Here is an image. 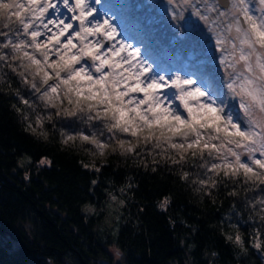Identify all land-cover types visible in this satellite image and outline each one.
I'll list each match as a JSON object with an SVG mask.
<instances>
[{"label":"trees","instance_id":"obj_1","mask_svg":"<svg viewBox=\"0 0 264 264\" xmlns=\"http://www.w3.org/2000/svg\"><path fill=\"white\" fill-rule=\"evenodd\" d=\"M118 4L133 13L134 27L147 30L163 47V57L182 64L193 56L206 64L198 49L202 24L192 31L197 35L192 43L172 21L161 22L154 5ZM185 16L193 28L194 18ZM18 71L0 65V264H98L110 246L125 264H264V248L252 246L254 234L264 229L259 206H252L264 198V185L250 188L219 176L215 188L211 181L201 184L214 176L208 168L219 161L189 154L172 163L179 156L167 144L157 148L155 140L138 142L130 134L117 138L129 141L125 149L133 151L122 152L113 141L100 155L77 134L96 132L105 141L110 135L105 122L90 121L87 113L56 115ZM67 107L65 102L61 112ZM67 135L77 138L65 143ZM165 199L169 203L162 208ZM112 200L119 223L104 244L98 232ZM237 233L243 248L226 238Z\"/></svg>","mask_w":264,"mask_h":264},{"label":"snow or ice","instance_id":"obj_2","mask_svg":"<svg viewBox=\"0 0 264 264\" xmlns=\"http://www.w3.org/2000/svg\"><path fill=\"white\" fill-rule=\"evenodd\" d=\"M167 2L173 22L184 21L190 13L193 33L202 24L214 41L227 76L223 87L238 99L242 115L226 110L221 89L208 91L191 76L155 71L140 48L122 37L114 17L100 15L96 5L101 0H0V65L19 70L23 83L40 94L45 107L56 109V115L79 112L87 113L90 121H104L110 133L105 141L96 132L77 134L100 155L113 141L122 152L133 151L125 149L129 141L117 138L130 134L138 142L155 140L157 148L167 144L179 156L172 163L189 154L219 161L208 168L214 176L201 184L211 181L215 188L214 177L219 176L221 182L240 179L250 188L264 185V0ZM21 101L29 105V100ZM65 102L68 107L61 112ZM76 138L67 135L64 142ZM168 203L165 199L160 206ZM252 206H259L264 221V198ZM254 235L252 246L264 248V229ZM226 238L243 248L240 234Z\"/></svg>","mask_w":264,"mask_h":264},{"label":"rangeland","instance_id":"obj_3","mask_svg":"<svg viewBox=\"0 0 264 264\" xmlns=\"http://www.w3.org/2000/svg\"><path fill=\"white\" fill-rule=\"evenodd\" d=\"M123 1L125 0H101V3L96 5V7L101 16L108 14L114 17L113 22L117 25L122 37L126 39L128 43L133 44L134 47L140 48L142 56L146 58L149 63H152L155 71L161 75L179 74L183 77L191 76L193 79H197L198 83L208 91L221 89L224 93L222 98L226 99L227 102L226 110L242 115V112H240L238 108V99H233L227 88L223 87L227 82V76L224 72L223 66L219 62V53L214 50V41L209 39L208 34L204 31L203 25L202 32L200 33L202 40L198 49H201L206 60L205 63H208V67L205 66L206 64L203 65L197 62L193 56L188 59V65H186L187 61L182 63V65L181 62L171 59V56L170 58L163 57V47L155 44L154 41L151 40L148 31L143 30L140 27L138 28V26L134 27L132 23L133 13L126 10L123 11L118 4ZM143 1L144 4H148L149 1H151L150 5L155 4V8L158 10L159 16L162 18L161 22H166L167 20L172 21L168 12L169 5L167 0ZM171 23L175 25L179 24L178 30H180L181 33H186L190 38H193L192 43H194V41L197 42V35L192 33V20L189 19L178 22L172 21ZM215 67L217 69H214ZM216 72H219L220 75ZM51 83L53 82L51 81ZM22 163L23 162H21V164ZM111 202L112 204H110L106 210L105 222L100 226L98 232L100 238L104 241V244H110L109 236L115 234L119 223L118 211L116 209V206L118 205H114L116 204L115 200H112ZM105 249V253L102 254V257L99 258V260H97L98 264H125L122 255L116 248L110 246L105 247Z\"/></svg>","mask_w":264,"mask_h":264}]
</instances>
